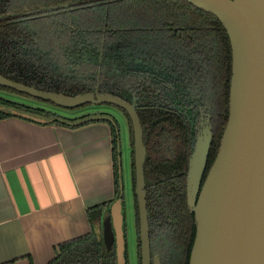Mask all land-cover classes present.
Masks as SVG:
<instances>
[{
  "label": "trees",
  "instance_id": "trees-1",
  "mask_svg": "<svg viewBox=\"0 0 264 264\" xmlns=\"http://www.w3.org/2000/svg\"><path fill=\"white\" fill-rule=\"evenodd\" d=\"M42 1L0 0V74L40 91L72 97L94 92L100 71L101 43L106 29L101 68L104 79L100 86L102 93L131 101L123 97L122 83V74L132 73L128 67L131 61L138 63L136 69L142 77L147 74L151 76L155 87L153 91L162 96L156 93L144 95L141 91L138 102L140 110L137 111L147 149L144 168L151 175V182L155 183L150 185V193L159 199L163 196L168 207L174 204L180 219L187 218L190 214L186 204V172L194 141L184 116L176 113L178 106L182 107L181 104L177 105L176 101L173 106H169V103L175 100L176 93L182 92L186 94L185 104L192 107L200 100L199 94L202 98L205 88L210 100L217 101L220 124L214 131L207 164L208 173L217 157L229 115L232 49L223 25L215 16L182 0H52V4L71 2L78 10L68 13L57 8L61 12L52 18H39L40 14H17L26 6L36 7ZM42 5L49 6L48 3ZM58 29L64 32L59 35L52 32ZM136 86L145 88L142 82L135 83ZM173 86L176 88L173 89ZM0 90L21 94L2 87ZM89 106L93 105L76 109ZM0 107L6 108L0 109V121L16 118L10 114L9 109L20 111L16 104L1 98ZM25 108L29 114L71 130L92 124H106L110 128L115 199L89 208L87 216L91 232L57 246L54 259L49 264H117L115 248L111 252L106 250L103 232L96 225L103 219L104 209L109 211L117 201L123 204L124 214L122 135L118 121L106 113L74 119L29 106ZM117 109L127 118L130 131L138 258L141 264L133 127L128 114ZM125 218L124 214L127 238Z\"/></svg>",
  "mask_w": 264,
  "mask_h": 264
},
{
  "label": "water",
  "instance_id": "water-1",
  "mask_svg": "<svg viewBox=\"0 0 264 264\" xmlns=\"http://www.w3.org/2000/svg\"><path fill=\"white\" fill-rule=\"evenodd\" d=\"M182 1L215 16L226 30L232 49L229 115L217 157L206 175L213 139L207 122L208 126L201 125L189 159L187 201L196 224L189 264H264V0ZM63 7L68 4L57 8ZM0 87L67 110L84 105H111L128 114L133 127L141 260L142 264H151L144 168L147 149L136 99L130 103L112 94H102L99 86L94 92L72 97L40 91L1 74ZM9 112L37 124L52 122L15 109ZM102 229L106 250L111 252L115 245L117 264H126L120 201L104 213Z\"/></svg>",
  "mask_w": 264,
  "mask_h": 264
},
{
  "label": "crops",
  "instance_id": "crops-1",
  "mask_svg": "<svg viewBox=\"0 0 264 264\" xmlns=\"http://www.w3.org/2000/svg\"><path fill=\"white\" fill-rule=\"evenodd\" d=\"M125 147L122 135L123 167ZM114 199L106 124L0 121V264H49L57 246L91 232L87 210Z\"/></svg>",
  "mask_w": 264,
  "mask_h": 264
},
{
  "label": "flooded vegetation",
  "instance_id": "flooded-vegetation-1",
  "mask_svg": "<svg viewBox=\"0 0 264 264\" xmlns=\"http://www.w3.org/2000/svg\"><path fill=\"white\" fill-rule=\"evenodd\" d=\"M50 1L52 0H44L38 3V6L36 7L33 6L30 8V6L29 7L26 6L22 11L17 12V14L27 15V16L28 15L34 16L36 14H40L39 18H52L55 14L57 13L59 14L61 12L58 11L57 9L58 5H62L65 3L68 4V7L61 8L64 9V12L70 13L72 11L78 10V8L75 7V4L71 2L64 1L58 4L56 3L52 4V2ZM45 3H48L49 6L46 7L42 5ZM38 10L40 11V13L36 12ZM11 15H14V13H12ZM76 31L77 30H75L74 32ZM52 32L56 35H59L63 33L64 30L58 29V30H53ZM106 34L107 31L105 29L103 40L101 43V49H100V64H99L100 71L98 72V81L95 87L96 89L99 86L100 93H102V90L100 88L101 83L104 82V79L102 80L101 68L103 65V58L105 53ZM71 37H74V35H71ZM61 48H63V46H61ZM137 64H138L137 62L134 63H132V61L130 62V65L128 67L131 69L132 73L126 72L122 74L123 77L122 83L124 84L123 97L125 99L130 98L131 99L130 103L135 98L136 103L138 105L137 108L138 111L140 110L138 102L141 91L142 93H144V95L145 93H150V94L156 93L159 96L162 95L157 91L155 92L153 91V88L155 87L153 86V82L151 81L152 80L151 76L147 74L146 77H142L141 73L138 71V69H136ZM140 82H142L145 88H140L139 86L135 87V83H140ZM174 88L176 87L173 86V89ZM204 92L205 93L202 95V98L200 97V94L198 95V99L200 100H198V102L192 105V107L187 106L189 104H185L184 101L187 98H186V94L182 92L176 93L174 96L175 100L169 103V106L170 105L173 106L176 101H177V105L178 103L181 104L182 107L180 108L178 106L176 113L184 116L185 121L190 126L191 136L194 141V145L196 142V138L199 134V131L201 130L202 124L208 126L207 122L210 123L209 126L211 127L213 136L216 127H219L218 124H220V119H219L220 114H218V109L216 105L217 101H213L214 99L210 100L209 93L206 94V88L204 89ZM187 174H188V169L186 172V180H187ZM206 175H207V170H206ZM145 176H146L148 221H149V242H150V253L152 259L151 264H156V263L189 264L195 237H196V224H195V216L188 207V201L186 202V204L190 215L187 218L180 219L178 217L177 211L174 209L175 208L174 204L168 207V205L165 203V198L163 196L162 199L161 198L159 199L157 197H152V193H150L151 190L150 185H154L155 183L151 182V175L149 174L148 171L147 172L145 171ZM186 198H187V181H186ZM137 240H138V236H137ZM139 240H140V235H139ZM125 243H126V253L128 254L127 238H125ZM113 248H115L116 250L115 245L113 246ZM137 254H138V250H137ZM137 262L139 264L138 255H137ZM141 264H142V260H141Z\"/></svg>",
  "mask_w": 264,
  "mask_h": 264
},
{
  "label": "rangeland",
  "instance_id": "rangeland-1",
  "mask_svg": "<svg viewBox=\"0 0 264 264\" xmlns=\"http://www.w3.org/2000/svg\"><path fill=\"white\" fill-rule=\"evenodd\" d=\"M0 98L6 101L12 102L17 105L21 112H26L25 106L31 108H40L46 111L61 115L67 118H81L88 115L96 114H111L119 123L121 132L123 135L125 147V160L123 167V179H124V214L126 217V235H127V250H128V261L129 264H138L137 262V220L135 210V197L133 190V170H132V158L130 149V131L125 115L120 112L117 108L100 105V106H89L86 108H80L76 110H67L54 105H50L45 102L38 101L30 96L18 94L10 91L0 90ZM23 107V108H22ZM28 112V111H27ZM103 221V219L101 220ZM99 231L103 232L102 224L99 226Z\"/></svg>",
  "mask_w": 264,
  "mask_h": 264
}]
</instances>
